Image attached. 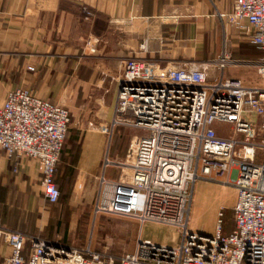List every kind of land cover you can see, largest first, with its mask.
I'll use <instances>...</instances> for the list:
<instances>
[{"label":"built area","instance_id":"built-area-1","mask_svg":"<svg viewBox=\"0 0 264 264\" xmlns=\"http://www.w3.org/2000/svg\"><path fill=\"white\" fill-rule=\"evenodd\" d=\"M84 13L91 16L86 8ZM243 19L261 58L236 63L222 56L217 65L221 71L228 65L254 68L264 82V0H234L229 20ZM116 83L113 115L104 131L125 127L149 135L131 142L129 177L98 179L93 215L169 226L180 236L171 245L138 239L118 264H264V86H246L238 78L209 84L198 70L163 68L136 58L125 61ZM69 123L66 107L26 89L8 92L0 107V150L8 158L40 164L49 204L60 196L54 175ZM216 123L229 125L228 132L214 128ZM123 165L103 160V169ZM198 178L222 179L237 188L234 227L227 235H222V213L213 235L188 230L190 188ZM0 234L11 249L3 264L115 263L112 255L89 247L53 244L19 232Z\"/></svg>","mask_w":264,"mask_h":264},{"label":"crops","instance_id":"crops-1","mask_svg":"<svg viewBox=\"0 0 264 264\" xmlns=\"http://www.w3.org/2000/svg\"><path fill=\"white\" fill-rule=\"evenodd\" d=\"M233 5L234 0H0V107L8 92L20 88L70 113L55 168L60 192L55 204L43 196L42 170L36 160L8 158L0 150V230L78 249L89 247L97 253L109 254L105 246H113L122 250L114 251L116 264L133 250L126 251L131 244L122 248L108 238L107 245L103 244L100 232L106 221L136 223V241L179 243V234L176 231L171 237L169 226L152 224L168 234L148 238L140 233L146 224L93 215L98 179L120 180L130 175L128 169L117 166L103 169L104 158H123L129 143L138 139L133 137L120 146L114 138L119 127L111 133L104 128L113 115L116 81L129 58L153 61L163 68L198 70L209 84L238 78L255 87L247 78L251 67L228 65L221 71L217 65L222 56L236 63L262 56L251 42L248 21L229 20ZM84 8L91 12L89 18ZM82 202L88 211L84 212ZM76 213L79 218L87 214L92 221V228L79 227L81 242L75 239ZM97 223L99 235L92 246V239L87 243V238L93 237ZM122 230L119 226L114 234L127 237ZM10 253L0 234V264ZM29 253L27 244L22 255L26 258Z\"/></svg>","mask_w":264,"mask_h":264},{"label":"rangeland","instance_id":"rangeland-1","mask_svg":"<svg viewBox=\"0 0 264 264\" xmlns=\"http://www.w3.org/2000/svg\"><path fill=\"white\" fill-rule=\"evenodd\" d=\"M250 69H252L255 72L254 73L253 71H250L249 75H247V78H249L250 80V85L259 87V88L263 87L264 82L258 78L255 69L254 68H250ZM214 128L228 132L229 125L216 123L214 125ZM122 129L128 130L129 131L128 135L124 134ZM115 134H118V135H115L114 138L116 139L118 138L119 145L122 146L124 144L126 145L129 139H132L133 137H136L138 139H141L142 137H147L149 135V132L125 128V127H119ZM130 145L131 143H129L127 152L125 153L123 158H119V159L110 158V160H112L115 163L124 164L122 166L123 169H128V164L130 163V157H127V154H128ZM190 192H191V201L189 205L188 218H187L188 230L190 232L202 233L208 236L213 235L215 233L218 220L220 219L219 213H222V217H221L222 227H223L222 235H227V233L233 230L234 221H233L232 209L236 204L237 196H238V190L236 187L225 184L224 180L222 179L210 180V179L198 178L192 184L190 188ZM89 198H87L88 202L90 201ZM82 203H83L82 206H83L84 212L88 211V208H87L88 205L85 206L84 208V202ZM75 216L76 217L74 219H76V222H77L76 223L77 232L75 233L76 234L75 239L81 242V240L78 238V235H80L79 227L84 226L85 229H87L89 228V225H90V228H92V221L89 220V217L87 214H84L82 218L78 217V213H76ZM98 220L100 221L101 218ZM117 220L126 221V222L125 223H118V222L112 223L109 220L110 223L106 221L107 223L102 224V228L100 232L102 234L100 237L103 238V241H104L103 244L107 245V242L105 241V239L108 238V242H111V240L113 242H117L113 244L114 245L120 244L122 248L125 247V244L127 245V247H129V245L131 244V249L126 248V251L134 250L135 241H136V238L139 232V226L136 223H128L127 222L128 220H124V219H117ZM98 223L96 224L93 237L89 236L87 238V243L89 242V239H92V246L95 245V242L97 240V235H99ZM111 223L113 225H111ZM119 226H122V228L124 229L122 231L126 233L127 237H123V236L119 237L121 235L114 234L115 230H117V227ZM141 229H142V231L140 230L141 235L143 237H148V238H155L156 236L161 237V236L168 234L165 228H155V226L152 225V223H147L144 226V228H141ZM175 235H176V230L173 228L171 231V237H174ZM105 247L107 248L105 249V251L107 250L110 255L113 254L112 256L114 258H115L114 254L116 252L117 254L122 252V250L118 252L113 246L112 247L105 246ZM114 264H116V262Z\"/></svg>","mask_w":264,"mask_h":264},{"label":"trees","instance_id":"trees-1","mask_svg":"<svg viewBox=\"0 0 264 264\" xmlns=\"http://www.w3.org/2000/svg\"><path fill=\"white\" fill-rule=\"evenodd\" d=\"M230 231V230H229ZM222 232H223V227H222ZM228 234V233H227Z\"/></svg>","mask_w":264,"mask_h":264}]
</instances>
